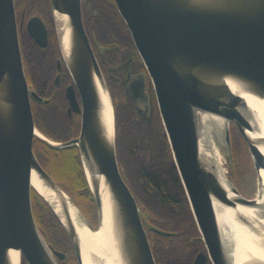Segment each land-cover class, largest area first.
Wrapping results in <instances>:
<instances>
[{"label": "water", "instance_id": "1", "mask_svg": "<svg viewBox=\"0 0 264 264\" xmlns=\"http://www.w3.org/2000/svg\"><path fill=\"white\" fill-rule=\"evenodd\" d=\"M60 55L81 100L80 130L67 141H55L35 125L30 96L42 100L27 84L19 45L13 0H0V264H58L34 219L31 189L56 215L78 264L80 239L68 210L71 203L91 230L69 194L39 163L33 139L58 150L76 146L97 222L102 197L108 200L116 249L115 264H156L144 219L118 166L114 109L110 93L83 26L81 0H49ZM151 79L162 126L190 209L213 264H233L223 242L214 203L224 207L262 208L264 138L245 114L244 94L264 104V0H114ZM38 26L34 29V24ZM37 45L46 44L38 18L28 22ZM108 95L112 122L102 118L101 94ZM134 93L138 108L148 109L146 93ZM76 103L73 85L66 91ZM144 102V104H142ZM198 112L224 120L222 139L230 150V129L244 139L257 175V195L247 197L228 180L225 186L201 152ZM227 148V147H226ZM231 160V152L228 154ZM38 179L46 195L31 184ZM50 191L51 194H47ZM59 201L56 200V199ZM156 232L171 235L150 226ZM197 256L194 264H198Z\"/></svg>", "mask_w": 264, "mask_h": 264}, {"label": "flooded vegetation", "instance_id": "2", "mask_svg": "<svg viewBox=\"0 0 264 264\" xmlns=\"http://www.w3.org/2000/svg\"><path fill=\"white\" fill-rule=\"evenodd\" d=\"M13 2L25 78L28 86L33 88L37 95L42 98V100H37L30 96L34 123L36 125V118L41 116L48 133L41 131L37 125L36 127L44 135L52 140L60 142L70 140L78 135L81 124V112L71 104H78L79 109H81V100L66 64L60 55L50 1L13 0ZM84 4H87L88 10H92L90 17L91 23L89 25L83 16ZM81 11L84 29L102 71L113 104L115 142L117 136V123L123 125L125 119L135 123L137 126H141L143 124H149L157 115L161 122L151 79L133 43L129 30L117 10L115 1L81 0ZM32 18L40 19L46 30V44L43 47L37 45L28 31V22ZM37 26L38 24L35 23L33 28L35 29ZM70 85L74 87L76 103H72L67 97L66 91ZM140 89L147 95V110L142 106L138 108L137 104L141 103H136L134 100V93L136 94ZM142 104H144V102H142ZM56 121L57 124H54ZM70 148L71 150L68 151ZM32 149L42 167L51 175L56 183L66 191L62 184V179H60L55 172L53 174V172L43 164L42 160L45 161L53 153H61L69 157L71 154L75 162H77L76 156H79L77 147L69 146L55 150L34 138ZM34 195L35 194L32 192V211L36 224L43 235L44 233L41 229V225H39L35 215V207L39 204V206L43 208V203L45 202L42 199L38 201ZM69 196L73 198L70 194ZM73 199L75 200V198ZM90 212L91 211H88V213ZM193 221L194 226L188 221L184 228L179 230H167L160 225H153L154 228L170 232L171 235H164L156 232L151 229V227H147L145 223L144 228L148 240L152 236L151 232L158 235L155 237L158 246L159 244H164V247L168 248L167 246L169 245H167V243H179L180 253L186 255L182 260L177 261L176 264H194L197 256L200 257V263L198 264H213L194 217ZM92 226L95 227L94 224H92ZM162 236H166L168 239H164ZM49 245L53 250L64 253L61 256L55 255L58 264H78L73 247L62 249L61 247L56 248L51 244ZM150 246L155 263L160 264L157 262L154 255L155 243H151Z\"/></svg>", "mask_w": 264, "mask_h": 264}, {"label": "trees", "instance_id": "3", "mask_svg": "<svg viewBox=\"0 0 264 264\" xmlns=\"http://www.w3.org/2000/svg\"><path fill=\"white\" fill-rule=\"evenodd\" d=\"M87 4L83 5V16L89 25L92 10H88ZM54 124H57V121ZM36 125L41 131L47 132L41 116L36 118ZM116 130V157L119 170L134 195L144 219L167 230L184 228L188 221L194 226L191 210L158 116L156 115L149 124L141 126L125 119L123 125L117 123ZM232 130L246 146L236 128L231 126ZM76 157L77 162L71 154L69 157L53 153L45 160V166L53 174L54 172L58 174L66 191L75 198L82 210L87 212L91 209L88 203L92 202L95 208V202L88 189L79 156ZM32 192L36 193L33 188ZM35 208V215L46 241L56 248H71L66 232L48 205L43 203L42 208L37 204ZM151 234L149 242L156 245L154 255L158 263L176 264L186 255L180 253L179 243H167L168 248L164 247V244L158 246L155 238L158 235L153 232ZM162 238L168 239L166 236ZM21 264H26L23 258Z\"/></svg>", "mask_w": 264, "mask_h": 264}, {"label": "bare ground", "instance_id": "4", "mask_svg": "<svg viewBox=\"0 0 264 264\" xmlns=\"http://www.w3.org/2000/svg\"><path fill=\"white\" fill-rule=\"evenodd\" d=\"M101 96L102 118L107 130L110 131L112 106L106 93L103 92ZM244 100L248 109L245 114L255 131L264 138V104L249 93L244 94ZM197 116L201 133L199 139L201 152L206 161L212 163L210 165L213 166V171L219 176L223 185L227 186L229 178H227L221 165L220 152L214 137V133L222 134L225 122L221 117L205 112H198ZM226 147L228 154L231 152L232 155V144L230 143V150H228V146ZM261 151L264 154V149ZM260 172L264 181V168ZM31 184L39 192L46 195L44 188L34 176H32ZM100 189L102 217L96 223L94 230L89 229L78 216L75 207L71 203L68 204V210L80 239L83 264H115L114 234L107 212L109 203L103 197V187ZM47 192V194H51L50 191ZM257 199H259L260 205L264 207V186L260 196H256ZM214 206L219 218L223 242L229 256L231 254L233 264H264V209L242 205L235 208L224 207L219 203H214Z\"/></svg>", "mask_w": 264, "mask_h": 264}, {"label": "rangeland", "instance_id": "5", "mask_svg": "<svg viewBox=\"0 0 264 264\" xmlns=\"http://www.w3.org/2000/svg\"><path fill=\"white\" fill-rule=\"evenodd\" d=\"M231 131V129H230ZM214 137L220 152V162L224 169V173L227 175V178L236 186L238 191L245 196L251 197L257 195V175L253 167V162L249 155L247 145L245 146L235 131H231L230 138L232 144V158L229 159L228 151L225 146L224 140L220 134H215ZM42 160V159H41ZM43 164L46 165L45 161ZM58 175V174H57ZM72 200H74L72 198ZM74 203L78 206L86 220L92 225L97 223V211L96 206L93 208V203L89 202L90 213L82 210L81 206L74 200ZM86 213V215H85ZM145 223V222H144ZM147 227L152 226L151 223H145Z\"/></svg>", "mask_w": 264, "mask_h": 264}]
</instances>
